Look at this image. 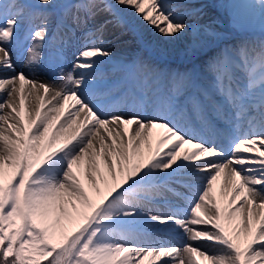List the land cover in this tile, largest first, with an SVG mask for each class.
<instances>
[{
	"label": "snow or ice",
	"instance_id": "obj_1",
	"mask_svg": "<svg viewBox=\"0 0 264 264\" xmlns=\"http://www.w3.org/2000/svg\"><path fill=\"white\" fill-rule=\"evenodd\" d=\"M206 6L202 0H0V264H144L146 257L147 264H264V38L242 39L209 56L206 85L197 83L195 70L176 72L172 96L162 98L150 85L114 92L97 81L98 66L113 55L105 32L134 31L129 11L166 40L187 33L185 19L192 18L193 46L207 48L222 34L214 20L198 23ZM250 14L264 27V0L233 5L231 23L241 27ZM76 33L85 43L65 71V47ZM49 44L59 86L28 78L12 59L18 46L25 66L39 67ZM182 91L186 97L178 98ZM69 100L78 107L65 114ZM190 118L202 131L223 126L228 151L186 132L181 123ZM192 169L206 173V182L186 183ZM221 174L223 206L213 187ZM169 195L185 207L141 211ZM161 225L183 236L174 246L142 242Z\"/></svg>",
	"mask_w": 264,
	"mask_h": 264
},
{
	"label": "bare ground",
	"instance_id": "obj_2",
	"mask_svg": "<svg viewBox=\"0 0 264 264\" xmlns=\"http://www.w3.org/2000/svg\"><path fill=\"white\" fill-rule=\"evenodd\" d=\"M245 1H248V0H245ZM131 21L135 24L136 27H134V29H136L137 34H139V35L134 37L131 34V37H128L126 41L121 42L117 47H115V49L119 52L121 57H125V59H128L129 57H131L130 52L135 53L138 48H141L142 51L147 52L145 48L141 47V45L148 46L149 48H153L155 46H158L160 48L162 47L165 50H167V53H168V47L163 46L168 42L170 44V48H173L174 46L184 48L182 50H184L187 53H191L192 55H194L196 52H202L204 49V48H197V47L193 46L194 45V39H195L194 34H192V38H188L185 35H183L177 39H167L166 40L159 33H157L153 29L152 26L148 25L146 22L140 20L136 16L133 15V18L131 19ZM151 29L153 31H151ZM211 45L213 47L215 46L214 43H212ZM122 47H126V48H122ZM145 52H144V56H143V62L145 63V65H147L150 61H151V63H153V56L151 55V53H145ZM167 56H174V55L168 53ZM121 57L118 59H121ZM156 62H157V59L155 58V63ZM144 71H145L144 66H142L139 69V76L141 78L143 76ZM28 78L32 79V75L28 74ZM54 78H55V80H57L58 82L61 83L60 76H54ZM35 80H37V79H35ZM37 81L41 82L40 80H37ZM58 82H55V83H56V85L59 86ZM158 82H159V80L156 81V83H158ZM46 83H48V82H46ZM143 83L147 84L146 80H143ZM28 87H29L28 85H25V94L26 95H27ZM81 91H82V89H81ZM2 99L0 100V102H2ZM32 102H34V101H32ZM93 102H95V100H93ZM71 105L73 108L78 107V105H75L74 101L71 102ZM199 184H201L199 181L195 183V185H197V186H199ZM186 191H188V190H186ZM166 203L171 205L173 203H179V202L173 200L172 198L171 199L168 198V201ZM180 203H184V202L180 201ZM147 205H150V207L148 209H152L153 211L158 210L159 212H168V210H167L168 208L164 207L162 204L147 203ZM147 205H146V207H147ZM194 227L197 228V230H200V229H203L205 227H210V226L198 225V226H194ZM182 236H183L182 230H179V237L178 238H180ZM141 240H142V242H144L146 244L147 243L148 244L149 243H152V244L153 243H157V244L164 243V244H169V245H173V246L175 244L174 240L172 238H170L169 236H167V234L161 229L159 231H155L154 229L150 230L147 235L141 237ZM191 243H193V246H198L201 249L218 251L217 247L211 245L210 242H207V241H195V242H191ZM144 264H146V263L144 262Z\"/></svg>",
	"mask_w": 264,
	"mask_h": 264
},
{
	"label": "rangeland",
	"instance_id": "obj_3",
	"mask_svg": "<svg viewBox=\"0 0 264 264\" xmlns=\"http://www.w3.org/2000/svg\"><path fill=\"white\" fill-rule=\"evenodd\" d=\"M145 260H146V263H147V260H148V259H145ZM155 262H156V261H155ZM156 264H160V260H158V262H157Z\"/></svg>",
	"mask_w": 264,
	"mask_h": 264
}]
</instances>
